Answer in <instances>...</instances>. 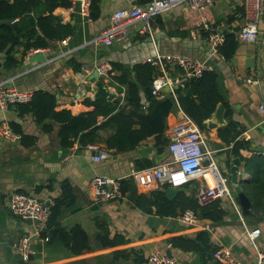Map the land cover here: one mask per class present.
Wrapping results in <instances>:
<instances>
[{
  "label": "crops",
  "instance_id": "1",
  "mask_svg": "<svg viewBox=\"0 0 264 264\" xmlns=\"http://www.w3.org/2000/svg\"><path fill=\"white\" fill-rule=\"evenodd\" d=\"M138 1L101 0V14L98 18L82 15L77 3H71L67 8L57 7L54 13L63 22L72 24V33L64 39H51L47 46L37 47L32 53H28L22 44L17 45L11 53L17 63L10 66L6 65V50H0V82L9 80L10 84L32 91L48 90L57 96V109L67 108L78 114L89 110V106L84 103L85 97H94L96 94L97 82L101 76L92 75L100 61L108 60L111 66L115 63L129 69L136 63L149 62L158 53L189 56L219 71L217 84L224 105L226 103L225 113L227 109L230 111L228 115L224 113L226 123L233 120L243 128L240 139L249 135L247 140L250 146L241 149L242 156L250 158L257 154L264 155V111L260 110V105H264V17L259 23L258 39H238L239 44L230 59H225L208 41L203 23L205 19L224 34H236L243 24L242 0H215L201 11L187 10L180 4L165 14L152 18V37L148 33L139 34L138 30L143 22H138L130 28L128 40H115L110 46L95 41L109 25L111 16L117 9L130 8L139 4ZM174 9L178 10L177 15L171 14ZM231 16L234 18H230ZM156 67L158 73L162 74L161 69ZM120 73L118 67H112V75ZM167 75L174 83H180V73L176 67L170 66ZM247 78L253 81L248 82ZM104 82L109 90L124 91V96L119 98L123 104L126 87H118L110 76ZM164 90L174 91L163 88L160 97L165 95ZM143 109L146 111L147 105ZM182 112L184 111L178 108L169 114L165 131L169 138ZM3 121L9 125L12 121L19 123L25 133L37 136V143L27 147L20 139L10 140L0 135V264H21L18 260L5 256L4 243L19 235H31L34 230L32 222L20 219L10 211L8 202L11 192L26 191L42 199H55L61 195V183L64 180H68L73 186L76 203L74 209L63 208L59 221L68 229L81 225L89 236L90 248L77 254L61 240H49V233L40 238L33 236V253L28 260L23 259V264H149L147 255L154 249L171 252V255L178 258V264H226L214 256L215 251L224 246H228L242 264H258L257 249L264 251V195L249 196L251 214L242 213L237 194L243 189V184L251 182L255 176L254 172L246 170L245 159H240V183L230 181L235 201L228 197L216 198L222 201V207L226 211L223 218L213 221L202 217L200 209H197L195 213L198 222L191 225L180 219L184 212L180 213V208H177L180 214L163 215L158 214L155 207L152 212H147L136 203L138 194L144 193L150 197L151 191L162 184L153 177L142 183L131 176V169H148L152 173L150 168L168 160L169 154L156 163L154 159L158 151L150 157H142L137 148L117 152L108 149L104 142L94 143L96 147L76 143L65 148L59 143V122L51 118L45 120L43 124L52 126L50 131H46L31 113L20 115L15 105L0 108V123ZM224 125L209 129L206 136L209 147L216 152L223 173L231 179L229 169L236 155L230 153L232 145L223 142L218 136L219 128ZM155 142V137L150 136L141 144L155 147ZM101 148H107L110 155L96 162L93 156ZM139 159L141 162L148 159L152 166L140 168L137 164ZM98 174L126 181L129 187L124 196L94 202L91 181ZM204 184L202 178H194L178 188L187 196L196 197ZM236 206H240L241 215ZM247 228L248 231L260 228L261 233L255 239L257 247L247 233ZM202 230L207 231L210 243L215 248L210 256L203 258L199 252L169 246L173 236L193 237ZM47 231L48 229L45 232ZM105 233L109 238L118 235L125 240L116 245L104 246L97 236ZM116 250H124L129 253V257L116 256Z\"/></svg>",
  "mask_w": 264,
  "mask_h": 264
},
{
  "label": "trees",
  "instance_id": "2",
  "mask_svg": "<svg viewBox=\"0 0 264 264\" xmlns=\"http://www.w3.org/2000/svg\"><path fill=\"white\" fill-rule=\"evenodd\" d=\"M150 0H139L138 3H146ZM101 0H91L90 16L98 18L101 14ZM71 0H0V50H6L8 57L6 65L17 63L12 56L14 48L22 44L25 50L30 48L45 47L51 39H64L72 33V24L63 22L62 18L55 14L57 7H69ZM234 18V16L230 17ZM232 20V19H230ZM207 32V31H206ZM205 35V34H204ZM208 35V34H207ZM225 39L219 47V52L230 59L239 44L234 32H225ZM121 70L120 74H111L110 77L118 87L125 86L124 103L119 100L111 101L109 91L101 77L97 82L94 97L87 96L84 103L89 110L74 114L70 109H57V96L48 90H34L30 101L15 104L20 115L31 113L36 122L43 124L51 118L60 123L58 130L59 143L67 148L74 144L88 146L90 144L104 142L108 149L120 152L136 149L150 136L155 137L157 151L163 152L170 142L166 135L169 114L181 108L191 117L202 130L209 131L202 123L211 118L219 103L224 102L217 84L218 73L215 69H207L201 75L188 76L185 70L176 65L180 73L181 81L174 91H165L163 97H156L151 93L152 83L158 73L157 67L150 62H140L126 69L119 64L112 66ZM78 69L77 66H75ZM147 102L144 111L143 104ZM226 105V103H225ZM225 114H230L227 109ZM13 131L20 135V141L24 146H33L37 143V136L27 134L22 126L12 121ZM46 131H50V124H43ZM243 128L231 120L218 130V136L223 142L231 144V152L240 159H245L246 170L254 172L251 182L243 184L242 191L249 196L264 195V155L257 154L250 158H244L241 149L249 148V141L244 137L240 139ZM140 168L152 166V162L144 159L137 160ZM122 190L125 193L129 184L121 180ZM168 185L164 184L151 191V196L144 193L136 196V203L147 212H152L154 207L158 214L177 215L187 209L196 212L200 209L202 217L213 221H219L226 214L220 199H214L206 203H200L197 196H187L179 191L174 196L166 193ZM251 200V199H250ZM52 213L48 221L49 240H61L74 253H81L90 248L89 236L81 225L71 229L63 226L59 218L64 207H75L74 189L68 180L61 183V195L54 199ZM180 208V213L177 212ZM102 245H116L124 242L125 238L115 236L109 238L107 234H98ZM172 246L187 251L199 252L202 257L210 256L215 248L210 243L207 231H198L195 236H173L170 239ZM116 256L129 257L124 250H116Z\"/></svg>",
  "mask_w": 264,
  "mask_h": 264
},
{
  "label": "built area",
  "instance_id": "3",
  "mask_svg": "<svg viewBox=\"0 0 264 264\" xmlns=\"http://www.w3.org/2000/svg\"><path fill=\"white\" fill-rule=\"evenodd\" d=\"M215 0H150L146 3L135 4L130 8L117 9L111 16L109 25L101 31L95 41H101L106 46H110L115 40H128L130 28L138 22L143 25L138 30L140 35L151 34V21L155 16L162 14L177 5H184L185 9L190 11H201ZM244 7L243 24L236 32L238 39L243 41H256L259 36V23L264 17V0H242ZM71 3H77L80 6L81 14L90 17L91 0H71ZM203 29L207 31L208 41L213 47L219 50L224 42L225 35L216 25L210 24L204 19ZM65 42V41H64ZM36 48L28 49L32 53ZM149 62L158 66L162 74L155 76L151 93L160 97L162 90L169 85L173 90V80L167 75L170 66L182 67L188 76L201 75L204 70L213 69L210 65L202 63L189 56H167L158 53ZM99 76L106 78L111 73V63L108 60L100 61L96 64ZM252 82L251 78H247ZM109 99L111 101L119 100L124 96V91L109 90ZM33 91L10 84L9 80L0 82V108L6 109L17 103H26L30 101ZM120 102V100H119ZM147 102H144L145 108ZM260 110L264 111V105H260ZM0 135L10 140L20 139V135L15 133L8 122L0 123ZM245 139L249 135L244 136ZM91 147H96L90 144ZM169 159L154 166L152 173L146 170L131 169V176H134L142 183H146L153 177L160 184H167L170 187H181L194 178H202L204 185L197 192V198L200 203H206L219 197H228L235 201V196L230 187V178L224 174L218 166L216 152L209 147L206 132L185 112L177 120L171 132L170 142L168 144ZM110 155L107 148L99 149L93 156L94 161L100 162ZM92 198L94 202L104 200H114L122 198L124 192L120 178H113L107 175H95L91 181ZM53 198L42 199L36 194L26 191L15 190L9 196V209L20 219H31L34 230L31 235L22 237L18 244H15V251L19 253L24 260H28L33 253L31 237H42L48 229V221L54 205ZM241 215L240 206H236ZM242 218V216H241ZM180 219L187 224H196L198 216L191 210H185ZM253 244L256 246L255 239L260 235V228H254L248 231ZM171 247L172 244L169 243ZM259 262L264 264V251L257 249ZM214 256L221 259L226 264H242L238 261L228 246L220 247L214 253ZM149 264H178V258L175 255L168 254L159 250H152L147 255Z\"/></svg>",
  "mask_w": 264,
  "mask_h": 264
},
{
  "label": "water",
  "instance_id": "4",
  "mask_svg": "<svg viewBox=\"0 0 264 264\" xmlns=\"http://www.w3.org/2000/svg\"><path fill=\"white\" fill-rule=\"evenodd\" d=\"M217 72H219L218 70H216ZM99 73L97 70H95L94 74L92 75V77H98ZM179 86V84H172L173 89H176ZM166 90H170V86L166 85L164 87ZM224 113H225V105L223 102L219 103L215 112L213 113L212 117L210 119H207L206 121H204L202 123V126L208 129H215L217 128L219 125H224L226 124V120L224 117ZM137 151L138 153L142 156V157H150L151 154H153L154 152H156V148L154 146L151 145H145V144H141L137 147ZM169 154V150L168 148H166L163 152H160L156 155L155 157V162L159 163L162 159H164L167 155ZM240 164H241V160L239 156H235L232 159V164L230 166V173H231V179L230 181L234 184H239L241 179L239 178V168H240ZM179 191V188H173L168 186L166 189V193L169 196H174L177 192ZM237 198L241 204L242 207V213L244 215H250L251 211H250V207H251V200L250 198L245 194L244 191H239V193L237 194ZM28 220L27 222H32L31 219H26ZM26 235H19L17 237H13L11 239H9L8 241H5L4 243V251H5V256L7 258H13L18 260L21 264L24 263L23 257L19 254L16 253L14 251V247L15 244H18L20 239L22 237H24ZM169 254H171V252L168 251Z\"/></svg>",
  "mask_w": 264,
  "mask_h": 264
},
{
  "label": "rangeland",
  "instance_id": "5",
  "mask_svg": "<svg viewBox=\"0 0 264 264\" xmlns=\"http://www.w3.org/2000/svg\"><path fill=\"white\" fill-rule=\"evenodd\" d=\"M166 12H167V11H166ZM166 12H164V13H162V14H165ZM171 14H172V15H177V14H178V10L174 9L173 12H172ZM172 15H170V16H172ZM218 166H219L220 170L222 171L223 169H222L221 164H220V165L218 164ZM230 187H231V185H230Z\"/></svg>",
  "mask_w": 264,
  "mask_h": 264
}]
</instances>
